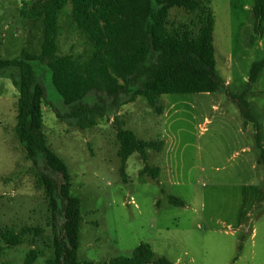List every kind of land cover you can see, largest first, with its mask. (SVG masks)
<instances>
[{
    "label": "rangeland",
    "instance_id": "1",
    "mask_svg": "<svg viewBox=\"0 0 264 264\" xmlns=\"http://www.w3.org/2000/svg\"><path fill=\"white\" fill-rule=\"evenodd\" d=\"M35 1L0 0V56L18 57L23 48L40 51L44 23ZM253 4L208 0L195 12L170 8L172 30L212 26L216 68L226 86L214 92L162 94V112L142 95L120 108L124 128L142 139L164 141L161 151L147 150L148 163L160 167L157 180L141 173L144 162L134 152L124 164V181L112 116L86 129L59 119L55 109L65 112L67 106L50 70L36 68L46 93L42 114L48 144L66 162L71 193L81 201L80 261L131 256L146 242L174 264H264V167L257 163L252 122L245 125L226 91L227 86L241 91L253 61L264 56V21L258 36ZM71 12L67 2L58 13V53L86 59L92 45ZM14 71L0 73V229L19 231L31 225L42 232L4 247L0 264H24L31 248L38 251L32 264H47L55 230L48 224L50 211L34 163L16 136L19 90ZM248 100L260 111L264 134V70ZM170 195L184 204L170 202Z\"/></svg>",
    "mask_w": 264,
    "mask_h": 264
},
{
    "label": "trees",
    "instance_id": "2",
    "mask_svg": "<svg viewBox=\"0 0 264 264\" xmlns=\"http://www.w3.org/2000/svg\"><path fill=\"white\" fill-rule=\"evenodd\" d=\"M204 1L208 0H36L34 7H38L44 23L40 51L34 53L23 48L18 57L0 56V73L15 69L11 74L19 90L15 132L25 157L34 163L35 177L44 189L50 211L48 224L55 230L53 253L47 264L174 263L158 255L146 242L140 243L131 256H118L108 262L78 259L81 201L71 193L66 162L48 144L42 114L46 93L36 68L50 70L53 86L67 106L65 112L55 109L59 119L72 120L75 126L86 129L99 118L112 116L124 181H127L124 164L134 152L144 162L141 173L157 180L160 167L148 163L147 150L161 151L164 141L142 139L124 128L119 110L142 95L157 112H162V94L214 92L226 86L216 68L212 26L200 25L196 32L169 28L170 8L177 6L195 12ZM67 2L71 4L77 29L92 45V53L86 59L58 53V13ZM252 10L255 32L262 36L264 0H254ZM253 41L250 39L249 43ZM263 70L264 56L253 61L241 91L228 86L226 91L237 102L245 125L252 122L257 163L264 167L260 111L248 100ZM169 201L184 204L173 195ZM40 232L41 227L31 225H24L19 231L0 229V253L4 247L20 244L24 235ZM37 255L38 251L31 248L24 264H32Z\"/></svg>",
    "mask_w": 264,
    "mask_h": 264
}]
</instances>
